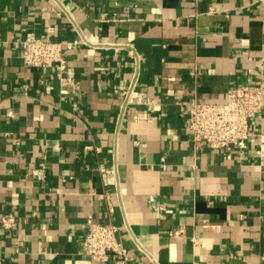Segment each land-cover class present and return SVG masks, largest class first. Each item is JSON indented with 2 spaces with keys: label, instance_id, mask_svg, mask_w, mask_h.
Returning a JSON list of instances; mask_svg holds the SVG:
<instances>
[{
  "label": "crops",
  "instance_id": "1",
  "mask_svg": "<svg viewBox=\"0 0 264 264\" xmlns=\"http://www.w3.org/2000/svg\"><path fill=\"white\" fill-rule=\"evenodd\" d=\"M46 36L75 87L24 65L17 40ZM137 67L150 102L124 112ZM263 74L264 0H0V264H116L86 253L90 218L135 264H264V109L244 153L187 126Z\"/></svg>",
  "mask_w": 264,
  "mask_h": 264
},
{
  "label": "built area",
  "instance_id": "2",
  "mask_svg": "<svg viewBox=\"0 0 264 264\" xmlns=\"http://www.w3.org/2000/svg\"><path fill=\"white\" fill-rule=\"evenodd\" d=\"M65 40L46 37H29L17 40V46L24 65L40 69H54L62 85L75 87V80L68 70V51ZM132 52V50H131ZM139 55L137 54V57ZM140 72L133 71L129 85L120 91L123 96V111L129 108L137 94L139 103H149V96L138 91ZM76 91V88H74ZM264 109V74L254 84L235 85L228 89L224 103L200 101L193 97L187 110V126L195 151L207 145L211 151L234 146L244 153L254 133L252 120ZM113 169L106 170L112 173ZM108 200L110 196H107ZM17 215L12 212L0 216V225L5 230L14 228ZM184 236L186 230L179 227L172 232ZM120 228L114 222H96L88 219L84 237L86 253L95 262L114 259L116 264H135L134 256L120 238ZM194 239V238H193ZM196 241V239H194Z\"/></svg>",
  "mask_w": 264,
  "mask_h": 264
}]
</instances>
